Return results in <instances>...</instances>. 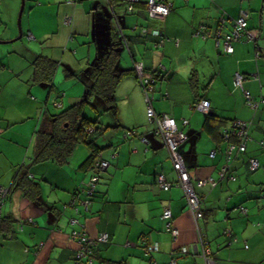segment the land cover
Returning a JSON list of instances; mask_svg holds the SVG:
<instances>
[{"label":"crops","instance_id":"1","mask_svg":"<svg viewBox=\"0 0 264 264\" xmlns=\"http://www.w3.org/2000/svg\"><path fill=\"white\" fill-rule=\"evenodd\" d=\"M165 1L167 13L149 17L144 0H23L27 10L20 37L0 46V75L5 72L13 80L0 81V105H15V96L24 101L10 117L0 115V141L8 144L6 152L0 149V186L6 188L0 205V264H75L78 246L69 238L70 229H81L89 238L106 233V241L91 249L92 264H264V0ZM241 13L253 38L233 41L232 52L226 54L214 30L228 32ZM12 17L10 10H0V28L10 31L0 41H15L8 25ZM112 36L118 44L113 69L125 72L114 87V113L102 111L93 95L81 109L82 116L102 130L95 139L100 149L96 156L106 162L105 168H77L88 155L82 144H76L60 166L35 162L38 124L30 116L43 120L54 113L53 106L64 109L76 103L89 84L91 63L106 51ZM59 50L67 63L74 56L79 69L63 65ZM36 55L58 59L66 73L64 83L55 69L50 89L46 83L33 88L28 80ZM134 64H140V77L147 79V102ZM234 74L242 76L241 86L255 101L254 108L233 86ZM51 90L57 95L51 106L44 102L38 107V93ZM30 93L36 98H29ZM201 100L207 102L205 111L194 108ZM147 106L157 116L172 118L183 134L175 152L191 176L202 213L197 219L175 185L169 153L153 131L154 122L145 116ZM205 115L214 119L211 131L203 127ZM231 121L246 123L247 138L243 151L233 150L226 160L221 128ZM127 129L133 133L125 135ZM30 140L32 152L28 148L25 153L23 145ZM248 159L257 162L255 169L248 168ZM158 174L171 184L166 190L158 187ZM91 175L93 191L83 207L79 196L74 197ZM208 178L213 185L195 186L194 179ZM22 180L37 189L34 199L23 194ZM164 208L176 230L174 239L160 218ZM69 218L78 226L71 227ZM224 228L233 240L222 234ZM152 243L156 250L144 253L143 244ZM202 246L208 250L207 263L200 256ZM181 247L187 251L180 253Z\"/></svg>","mask_w":264,"mask_h":264},{"label":"built area","instance_id":"2","mask_svg":"<svg viewBox=\"0 0 264 264\" xmlns=\"http://www.w3.org/2000/svg\"><path fill=\"white\" fill-rule=\"evenodd\" d=\"M120 2H126V3H134L138 0H118ZM144 6H145V12L149 17H161L164 14L167 13L169 9V3L165 0H144ZM152 34H156V31H151ZM29 36V35H28ZM214 39L217 42L221 43L222 51L226 54H229L232 52L231 43L233 41H238L242 36L253 38V33L251 30L246 29L245 25V15L239 14L233 21L231 25V29L228 32L220 33L219 29H215L213 33ZM200 37H205V33H201ZM134 71L139 76V84L141 86L144 101H148V97L146 95L147 89L149 90V87H145L147 79L141 78V68L140 64H134ZM242 76L239 74H234L232 78V84L235 87H238L239 90L242 93V96L244 98L245 103L250 107L254 108L255 101H252L248 95V92L244 90L241 86L242 82ZM55 105V102H53ZM58 103H56L57 105ZM207 107V102L205 100H201L197 102L194 105L195 109L205 111ZM145 116L148 121L154 122V128L153 131L160 136L162 139L163 144L165 145L168 153L169 158L171 160V167L176 173V182L175 185H178L184 194L185 202L188 207L189 212L192 214L194 219H197L199 217V203L197 196L192 190V186L190 184V174L188 171H186L181 161L175 152V146L176 144L183 139V134L181 131L177 130L174 124V121L172 118L167 117L165 115L157 116L153 113L150 107L145 108ZM186 121L181 120V123L184 124ZM247 128V125L243 121H231L227 123L226 126L221 128V135L223 140L226 142L225 146V159L228 160L231 156V152L235 150L236 152H242L244 149V142L247 138V134L245 133ZM132 130H125V135L132 134ZM230 138L233 139V142L230 141ZM208 156H212V152L208 154ZM248 168L250 170H253L257 167V162L253 159H248ZM106 162L99 159L97 156L94 157L93 162L91 164V171H98L103 170L105 168ZM226 165L221 168V173L225 171ZM156 183L160 189L166 190L168 187L171 186L170 183L164 181L163 177L158 174L155 176ZM95 177L94 175H91L87 182L83 184L84 187L80 186V189H77L76 196H79L78 204L86 207L88 205L89 197L91 196L92 189L94 186ZM209 182L211 185L214 183L211 181L210 178L208 179H194V184L197 187H200L203 185V183ZM260 191L264 194V184L261 185ZM6 192V188L0 186V205L2 202V198ZM83 195V196H82ZM83 197V198H82ZM82 198V199H81ZM73 198L69 202V205L72 203ZM169 210L168 208H164L161 212L160 218L166 220L165 221V230L169 233L170 237L174 239L176 236V230L175 228L170 224L169 222ZM68 224L73 226H78V222L73 219H68ZM222 234L227 236L230 240H233L232 237H230L229 230L227 228H224L222 230ZM69 238L77 244L78 248L77 251L74 254V262L75 264H92L91 259L89 258V255L91 254V249L96 246L98 243H104L106 241V233L102 232L99 233L95 238H89L87 237L84 232L81 229H70L69 230ZM200 242V240H199ZM201 243V242H200ZM147 250H154L156 249L155 244H148L146 247ZM187 249L185 247L179 248L180 253L186 252ZM207 255L208 250L205 247H201L200 250V256L203 257L205 262L207 263ZM173 263V261H172Z\"/></svg>","mask_w":264,"mask_h":264},{"label":"trees","instance_id":"3","mask_svg":"<svg viewBox=\"0 0 264 264\" xmlns=\"http://www.w3.org/2000/svg\"><path fill=\"white\" fill-rule=\"evenodd\" d=\"M117 46L115 36H112L110 45L106 51L95 63H91L86 73L89 84L85 87L83 96L76 103L55 113L47 114L45 119L40 120L37 128L34 130L35 162L49 161L60 166L66 163L73 147L76 144H82L87 148L88 155L77 168L81 170L91 169L93 159L100 150L95 143V139L101 134L102 130L99 131L94 126L93 121L83 117L81 109L88 104L87 97L93 95L101 101L103 105L102 111L114 113V87L120 76L125 73L124 71L116 72L113 69L117 59ZM30 66L31 74L28 83H46L48 89H50L56 62L43 55H36L30 61ZM152 74L153 72L150 75L152 76ZM44 113L45 111L42 109L41 116ZM211 120H214L212 116L205 115L203 127L207 131H211L212 129ZM32 185L30 182L24 183L23 180L20 182L23 194L29 199H34V195L37 194V189L35 187L31 188ZM199 216H202L200 210ZM0 229L2 231L1 227ZM147 245L143 244L144 253L156 250H147Z\"/></svg>","mask_w":264,"mask_h":264},{"label":"rangeland","instance_id":"4","mask_svg":"<svg viewBox=\"0 0 264 264\" xmlns=\"http://www.w3.org/2000/svg\"><path fill=\"white\" fill-rule=\"evenodd\" d=\"M34 1H36V0H34ZM25 2L27 3V2H29V0H25ZM12 3H13V1H12ZM19 3H20V0H14V3L13 4H11V0H0V10H1V13L10 10V12H12V14H13V17H12V19H10V21H9L10 23L8 25H12V27L10 28V30L15 31V35L18 34V28H17V25H16V13H17V10H18ZM22 9L23 10L21 11L20 18H19V30H23V28H21V26L24 24L25 13H26V10H27V5L24 4V2H23ZM0 25H3V23H1ZM9 32H10L9 31V27L7 29H5V30H3L2 28H0V36H7V34H9ZM10 38H12V37H10ZM10 38H8V39H1V40H5L6 41V40H9ZM16 41L17 40H15L13 42H4V43L0 44V46H7V45H10L12 43H15ZM59 53H61L60 50L58 51V55L57 56H60L62 58V60L65 62V63H63V65L64 64H70L69 67L74 66V68H78L79 69V65H75V63L73 61L74 56L71 55L70 56L71 58L68 60L69 63H67V61H65L66 54L65 53L59 54ZM53 60H55L57 62L56 63V67H55V69H58L57 70V78H59L60 83H62V82L64 83V78H66V75H65L66 73L63 71L62 64L58 61V59H53ZM24 75H25V73L22 74L21 76L23 77ZM14 78L16 80H18L17 77H14ZM0 81H5L6 83H8V82L13 81V80H8L5 72H3V74L0 75ZM17 82H19V81H17ZM35 84H37V83H35ZM35 84H33V88L36 87ZM55 93L56 92H54V90H51V92H49L48 94H46V93L44 94L43 93V95H41V93H38L39 94L38 95L39 96V99H38L37 106L38 107H40V106L41 107H44L42 104L45 102V104L47 105L46 107H48V106L50 107L51 106V103L53 101L52 98L54 96H56ZM28 97L31 98V99L36 98L35 95H33V93L32 94L30 93L28 95ZM62 99H63V97H62ZM14 101H15L16 108H18L19 106H22L24 104V101L22 99H20L19 96H17V97L15 96ZM15 105H13V104H10V105H7V106L0 105V115L1 114H4V116L10 117L11 114H12L11 113V110L15 109ZM53 108H54L53 109L54 110V113L57 112V111H59L61 109L60 106H53ZM86 108H88V107L86 106ZM85 113L86 114H91L88 110H85ZM38 118L36 119V116L35 115H32V116H30V119L29 120H34V122H37V124H39L41 118H39V119ZM7 145H8L7 142L0 141V149H2L5 152L7 151V148H6ZM28 148H29L28 153L30 151L32 152V141L31 140H30L29 144L23 145V150H24L25 153L27 152ZM89 258L92 260L91 254L89 255Z\"/></svg>","mask_w":264,"mask_h":264},{"label":"water","instance_id":"5","mask_svg":"<svg viewBox=\"0 0 264 264\" xmlns=\"http://www.w3.org/2000/svg\"><path fill=\"white\" fill-rule=\"evenodd\" d=\"M22 6H23V0H20L19 6H18V10H17V13H16V25H17V28H18V34L16 35L15 38L11 39V41L19 39V37H20L19 18H20V14H21V11H22ZM3 42H6V41H0V43H3Z\"/></svg>","mask_w":264,"mask_h":264}]
</instances>
